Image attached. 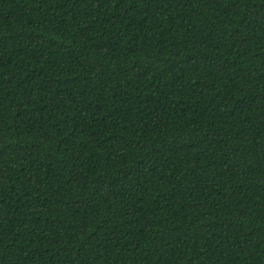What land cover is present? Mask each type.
<instances>
[{"label": "trees", "instance_id": "obj_1", "mask_svg": "<svg viewBox=\"0 0 264 264\" xmlns=\"http://www.w3.org/2000/svg\"><path fill=\"white\" fill-rule=\"evenodd\" d=\"M0 264H264V0H0Z\"/></svg>", "mask_w": 264, "mask_h": 264}]
</instances>
